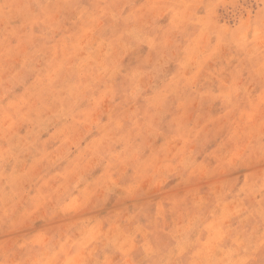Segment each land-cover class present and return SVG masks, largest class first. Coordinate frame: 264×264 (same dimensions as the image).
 <instances>
[{
    "label": "rangeland",
    "instance_id": "374dc122",
    "mask_svg": "<svg viewBox=\"0 0 264 264\" xmlns=\"http://www.w3.org/2000/svg\"><path fill=\"white\" fill-rule=\"evenodd\" d=\"M0 264H264V0H0Z\"/></svg>",
    "mask_w": 264,
    "mask_h": 264
}]
</instances>
